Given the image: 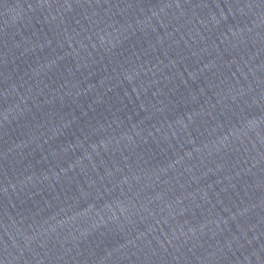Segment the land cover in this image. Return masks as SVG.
<instances>
[{"label":"water","instance_id":"95a60500","mask_svg":"<svg viewBox=\"0 0 264 264\" xmlns=\"http://www.w3.org/2000/svg\"><path fill=\"white\" fill-rule=\"evenodd\" d=\"M0 264H264V0H0Z\"/></svg>","mask_w":264,"mask_h":264}]
</instances>
